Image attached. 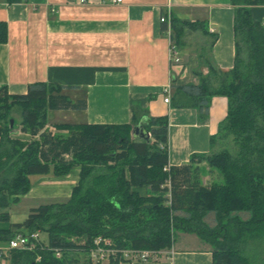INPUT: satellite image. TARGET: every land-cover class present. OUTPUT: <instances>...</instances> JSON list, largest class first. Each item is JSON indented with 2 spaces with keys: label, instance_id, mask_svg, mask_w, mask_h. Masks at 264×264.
Masks as SVG:
<instances>
[{
  "label": "trees",
  "instance_id": "16d2710c",
  "mask_svg": "<svg viewBox=\"0 0 264 264\" xmlns=\"http://www.w3.org/2000/svg\"><path fill=\"white\" fill-rule=\"evenodd\" d=\"M230 3L232 68L219 72L207 63V75L198 77L197 85L171 87L172 107L193 108L202 120L213 96L227 101L210 152L192 156L186 165L169 166L167 151L158 148L166 146L167 117L146 120L147 142L131 138L135 122L60 124L55 129L66 134H53L46 130L48 111H83L84 100L72 102L62 87L46 83L29 85L23 95L0 87V122L13 106L21 109L17 127L9 118L0 129V209L19 202L30 189L31 176L60 178L79 168L66 202L31 209L22 223L0 230L2 247L18 234H46L45 248L36 253L8 250L0 255L9 264H72L78 253L87 256L86 264H99L88 257L97 237L109 239L117 251L159 252L171 248L177 233L207 245L212 264H264V247L259 249L264 245V29L251 15L253 7H264V0ZM169 29L177 49L185 46L188 34L207 35L203 22L172 18ZM1 32L3 25L0 42ZM16 129L35 139H10L7 135ZM202 162L218 174L208 187L200 180ZM134 188L146 189L147 195ZM0 222H9L8 213H0ZM122 262L119 254L108 260Z\"/></svg>",
  "mask_w": 264,
  "mask_h": 264
},
{
  "label": "crops",
  "instance_id": "0c3cea01",
  "mask_svg": "<svg viewBox=\"0 0 264 264\" xmlns=\"http://www.w3.org/2000/svg\"><path fill=\"white\" fill-rule=\"evenodd\" d=\"M168 13L171 19L203 22L207 32L187 35L193 43L176 48L178 62L170 60V29L160 22ZM251 15L264 29V7H253ZM233 16L230 0H0V87L23 95L29 85L46 83L62 87L72 102H86L83 111H48L47 118L52 112L59 121L46 128L135 122L133 127L143 119L167 117L168 164L186 165L192 156L210 152L227 101L213 96L202 120L193 108L172 107L171 87L197 85L198 77L207 75V63L219 72L232 68ZM166 96L169 104L163 102ZM78 180V167L60 178L39 176L19 201L66 202ZM132 190L147 195L144 188ZM12 208L0 209L9 215L0 230L22 223L34 209L13 213ZM128 264H212V258L196 236L179 234L159 259Z\"/></svg>",
  "mask_w": 264,
  "mask_h": 264
},
{
  "label": "built area",
  "instance_id": "2783aa9c",
  "mask_svg": "<svg viewBox=\"0 0 264 264\" xmlns=\"http://www.w3.org/2000/svg\"><path fill=\"white\" fill-rule=\"evenodd\" d=\"M21 2H25L26 0H19ZM82 3L86 0H80ZM111 4H119L122 0H109ZM170 15H164L160 18V22L167 25L168 29L170 28ZM169 36V32H168ZM170 60L172 62H178V56L176 48L171 46L169 50ZM165 104H169V98L166 96L163 99ZM160 151H167L166 146L159 145L158 146ZM166 170V168L164 169ZM37 233H32L29 236H22L16 235L14 238L8 241L7 245L4 248H0V255H5L6 251L8 250H27L31 251L37 245ZM112 242L109 239L97 237L93 240V247L89 250L88 257L91 262L99 263L101 261H108L110 257H114L115 255L119 254L121 260L123 261L121 264H128L132 261L138 262H148V261H155L159 259L161 251L154 252V251H136V250H122L117 251L112 246ZM58 256V254H56ZM1 258V256H0Z\"/></svg>",
  "mask_w": 264,
  "mask_h": 264
},
{
  "label": "rangeland",
  "instance_id": "374dc122",
  "mask_svg": "<svg viewBox=\"0 0 264 264\" xmlns=\"http://www.w3.org/2000/svg\"><path fill=\"white\" fill-rule=\"evenodd\" d=\"M189 35V34H188ZM186 41H189V43H193L192 38L189 36L187 37ZM54 112V111H52ZM50 113L48 118H47V123L53 124L59 121V119L55 116V114ZM12 121V125L16 126L18 124H20L21 122V109L17 106H13L10 110H8L7 115L5 117L2 118V123L0 124V129L3 132V125H5L6 120L9 119ZM47 131H50L53 134H66V131H58L57 129H55V127H49L46 128ZM10 139H17L19 141H23V142H27L31 140V137L29 135H25L22 132H20L19 130H15L12 133H9L7 135ZM2 135L0 133V145L2 143L1 138ZM30 138V139H29ZM37 139V138H36ZM200 167L202 168V173H201V183L204 186H209L211 183L215 182L216 179L218 178V174H216V172H210L207 170V166L205 164V162L200 163ZM98 170V169H97ZM100 171V169L98 170ZM39 176H31L30 177V183L34 182ZM46 203H50L49 201H31V200H20L17 204L13 205V213H18L19 211H24L28 208H35V206L38 205H42V204H46ZM34 206V207H33ZM209 223L211 224V221H209ZM37 233L38 237H37V247H34L31 251H29V253L31 252H37V250H42L43 248H45L46 246V234L44 232H34ZM179 235V233L176 234V236ZM70 241H76V243H78V241L74 238H70ZM79 244V243H78ZM264 247L260 246L259 249H262ZM38 248V249H37ZM42 248V249H41ZM260 251V250H259ZM28 252V251H27ZM74 260L75 262H73L72 264H86L88 261V258L86 255L82 254V253H78L76 255H74ZM40 261V257L37 255L35 258V262H39ZM0 264H9V262L6 259H3L2 257L0 258Z\"/></svg>",
  "mask_w": 264,
  "mask_h": 264
},
{
  "label": "water",
  "instance_id": "95a60500",
  "mask_svg": "<svg viewBox=\"0 0 264 264\" xmlns=\"http://www.w3.org/2000/svg\"><path fill=\"white\" fill-rule=\"evenodd\" d=\"M145 122V119H143L131 128L130 136L133 140H142L145 142L149 140L150 134L145 129ZM10 125H12L11 120Z\"/></svg>",
  "mask_w": 264,
  "mask_h": 264
}]
</instances>
